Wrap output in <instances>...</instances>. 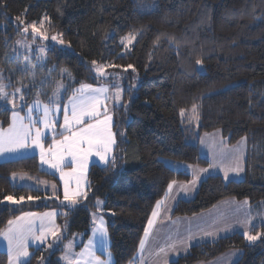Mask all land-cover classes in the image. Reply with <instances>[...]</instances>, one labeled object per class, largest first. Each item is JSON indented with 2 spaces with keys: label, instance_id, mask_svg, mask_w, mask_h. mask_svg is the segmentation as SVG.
<instances>
[{
  "label": "trees",
  "instance_id": "1",
  "mask_svg": "<svg viewBox=\"0 0 264 264\" xmlns=\"http://www.w3.org/2000/svg\"><path fill=\"white\" fill-rule=\"evenodd\" d=\"M141 3L152 11H141ZM42 19L69 48L53 46L44 62L32 57L22 64L25 57L13 51V42L22 26ZM128 35L135 37L130 48L120 41ZM93 61L107 71L117 69L123 79L122 101L111 109L115 165L90 166L87 199L80 198L70 211L61 203L58 177L42 170L37 156L0 162V232L21 212L53 208L58 224H65V238L82 233L85 240L90 211L102 199L113 264H129L168 185L191 178L164 159L206 166L199 139L213 130L229 144L247 139L246 175L228 181L219 174L206 177L193 198L176 203L172 215H193L227 198L246 199L263 210L264 0H0V75L8 91L25 86L27 104L38 94L46 100L62 78L69 82L66 97L82 83L112 84L111 78L96 76ZM129 65L140 78L136 88L125 72ZM193 106L198 120L181 114ZM11 114L12 108L0 102V126L9 125ZM15 173L45 178L58 189L14 185ZM6 196L26 201L13 207L2 203ZM248 233L259 238L248 241L234 232L195 244L169 264L207 262L235 249L242 254L233 264H264V219ZM59 251L32 248L30 264H60ZM7 260L0 249V264Z\"/></svg>",
  "mask_w": 264,
  "mask_h": 264
},
{
  "label": "crops",
  "instance_id": "2",
  "mask_svg": "<svg viewBox=\"0 0 264 264\" xmlns=\"http://www.w3.org/2000/svg\"><path fill=\"white\" fill-rule=\"evenodd\" d=\"M82 84H90L94 88L104 87L108 89V92L106 94L108 96V99L104 100L103 97H101V99L103 100V104L98 109L100 112L98 119L100 120L104 119L105 108L107 109L108 114L112 115L111 109L115 104L114 102L115 95L113 91L114 86L110 83H98V84L82 83ZM80 85H78L75 89L79 88ZM74 90L61 102L60 110L58 112L54 110L53 106L49 107L50 109H53L52 111H50L49 116L47 117L48 121L50 122L49 128L42 129L43 125L39 122L40 120H42L41 119L42 112L38 110L39 106L38 107L33 106V113H32V118L38 121L35 127L32 128L33 135L35 134L36 128H39L41 132L44 133L41 143L44 147L47 159L54 160L59 158L60 155H63L64 159L61 164V167L64 173H71L73 172V169L77 167L75 163L71 162L72 157L70 155H68L62 149L57 148L58 142L62 141L65 136L71 135L70 132L65 131L61 126L64 123L65 106L69 110L68 114H69V118L71 119L72 101H70L69 98L73 97L74 95L77 98L80 96V93H75ZM76 102L79 103V100L77 99ZM41 105L40 108L42 109ZM27 114H28L27 108L24 109V111L21 110V113L19 114L21 117H25V119L23 120L24 125L29 124V120L27 119ZM85 121L87 123L96 122L95 120H88L87 117H85ZM11 124H12V114L9 125L5 127L0 126V130L6 131L7 129H9ZM84 126H86V124H81V125L74 124L72 126V132L79 131L80 128ZM111 132L113 133V139L115 140L114 117L111 124ZM241 139H239L237 142H241ZM237 142L234 144H237ZM216 143L221 145L219 147H224V148H227L226 146L229 144L226 138L222 135V132L220 130H213L210 132L203 133L199 139V152L201 156L208 159L207 158L208 150H206V148L209 146L210 149H213L214 147L217 146ZM234 144H230V145H234ZM241 145L245 146L243 161L246 164L247 139L245 141H242ZM114 148H115V144L112 145L111 152L109 153V158L113 157ZM33 155L38 157L39 165L42 170L55 174L58 177L60 187L62 190L61 203L67 206L69 202L64 200V181L60 178V172L50 168L48 164L41 163L39 148L30 145L27 150H21L17 153L0 155V162L33 156ZM209 163L210 162H208L206 166H208ZM92 164L105 166L103 162L99 160V157L93 154L92 156L89 157L87 161V165L82 173L77 171L75 175L67 177L69 179L70 188L75 189L77 186V181H79L83 190L86 191L88 187V172ZM194 166L206 167L200 165H194ZM185 170L188 171L187 169ZM244 171L246 175V166ZM198 172L201 173L202 171H198ZM244 177L245 176H243V178ZM243 178H238V179L234 178V179L240 180ZM191 179H192V175L189 181H175V184L173 185V190L171 192H169L167 188L165 195L159 200V201H164L167 211L165 210V208L161 209V215L155 220L153 227L149 230L148 237H145V231H144V234L141 239V240H145L143 251H141V245H139L134 261L129 264H169L171 261L177 259L180 255L186 253L191 248V246L195 244L216 240L220 237L232 234L234 232H241V233H244L245 231L248 232L253 225L257 224L256 222H261L262 219H264L263 218L264 214L260 213V211L255 209V207L248 200L246 199L238 200L235 198L223 199L217 202L216 204H214L209 209L193 215L173 216L172 211L176 203L181 199L193 198L197 192L198 189L196 188L197 185H195L194 187L193 186L190 187V189L188 188L189 186L188 182H190ZM55 185L57 190L58 185L56 183ZM181 185L185 186L188 189V191L185 192L181 187H179ZM245 201H247V203H245ZM100 210L102 209L100 208ZM51 212H55L58 214V210L53 208H49L42 211L28 210L21 212L20 214L15 216L11 221H17V218L23 217L25 213H34L35 217H26L24 220L18 221V225L26 229L28 227L29 222H31L33 228L39 229L40 226L39 224L42 223L41 218H43V224H44L45 222H47V217L45 216V214ZM99 215L101 216L100 218L103 219L104 228H106L107 230V236L105 238L104 246H101L100 244V236L98 233L96 236H93L94 229L100 223ZM99 215L96 219L95 224H92L89 236L85 240H83V238L81 237L80 239L82 240L77 242V244L75 243L76 244L74 250V253L76 254L75 259H77L79 257V254L85 250V247L89 244L90 240H92L93 244L95 245V247L91 249L95 257H98L100 260H104V261L108 259L107 253L108 252L111 253V251H110V238L107 229V222L102 212H99ZM33 219H36L38 222H33ZM50 220L54 221L55 227L58 228L57 215L48 218V222ZM16 226L17 225L15 224L10 226L8 223V225L1 232H8L10 227H16ZM147 227H148V222L146 228ZM205 232H211L213 234L205 235L204 234ZM37 233H39V231ZM189 236L193 237V239L190 241L188 240ZM180 241H183V244L179 243ZM172 242L177 243L176 250H172L168 248V244ZM185 246H187L186 250H185ZM33 247H36V245H33L32 248ZM160 248H165V252L167 254L161 253L159 251ZM0 249L4 251H8L6 245L3 244V242L1 241H0ZM241 254L242 252L240 250H236V249L229 250L210 261L201 262L198 264H232L241 257ZM111 256H112V264H113L112 253ZM87 259L89 258L85 257L84 260H81L80 264H86Z\"/></svg>",
  "mask_w": 264,
  "mask_h": 264
},
{
  "label": "snow or ice",
  "instance_id": "3",
  "mask_svg": "<svg viewBox=\"0 0 264 264\" xmlns=\"http://www.w3.org/2000/svg\"><path fill=\"white\" fill-rule=\"evenodd\" d=\"M141 11H152L151 8H148L146 5L141 3L140 5ZM23 21H21V24ZM43 23V22H42ZM32 28L33 38H36L37 29L35 25L30 26ZM24 33L28 32V27L23 28ZM47 39V37H42ZM52 40H56L57 37L53 36ZM131 39H135L133 36ZM19 43V42H18ZM60 43H63L61 40ZM41 52H44V49H40ZM201 62L197 60V64ZM96 62L93 61V65ZM129 68L132 66L129 65ZM97 74L100 76L104 75L103 66H98L93 69ZM3 80L2 75H0V81ZM63 84H58L57 91L53 93V97L49 98L50 104L54 106L55 111L60 110V105L56 102L55 97L58 95V90L60 88H64ZM7 85L0 82V101L6 102V104L12 105V124L6 131L0 130V155L4 154H11L17 153L21 150H27L29 146H34L40 149V160L42 164H48L50 168L55 169L60 172V178L64 181V200L68 201L69 204L67 207L70 211L75 209V206L79 203L78 198L87 199V192L83 190L79 181H77V186L75 189L70 188L69 179L67 177L73 176L76 174L77 171L83 172L84 168L87 165V161L90 156L95 154L99 157V160L103 162L104 165L112 164L115 165V157L109 158V153L111 152L112 145L115 144V140L113 139V133L111 132V124L113 117L112 115L108 114L107 109H104V119H98L100 112L99 107L103 104V97L104 100L108 99L106 95L108 92L107 88L104 87H97L94 88L90 84H81L79 88L75 89V93H80V96L77 98L75 95L70 97V101H72L71 106V119L69 118V110L65 106L64 108V123L61 126L65 131L71 133V135L65 136L64 139L57 143V148L62 149L68 155L72 157V163H75L77 167L73 169L71 173H64L61 167L63 162V155H60L59 158L50 160L46 158V153L44 147L41 143L42 137L44 133L41 132L39 128H36L35 134L32 133V128L35 127L37 120L32 118L33 113V106L28 105L27 101H25L24 96L22 94L21 88H16L15 92L9 94L6 91ZM66 90V88H65ZM19 94V95H18ZM11 95V99L9 96ZM19 99L21 101V110L27 106L28 107V114L27 119L29 120L28 125L23 124V120L25 117H21L19 113L15 110L16 104L15 100ZM77 99L79 103H77ZM116 101L119 102V94H116ZM33 104L38 107L40 105V101L36 100ZM53 109L49 108L48 104L43 105V116L44 119L40 120L39 122L44 125V128H49V121L47 117L49 116L50 111ZM193 112H195V106H193ZM183 115V110L181 112ZM85 117L88 120H95V123H87L85 121ZM81 125L86 124V126L81 127L79 131L72 132L73 125ZM245 138H242V141ZM201 171H207V169H202ZM231 171L235 172L237 175L239 172L243 171V168L237 166L232 168ZM224 178L227 180L229 179L228 172H225ZM175 181L168 185V190L171 192L173 190V185ZM193 187L195 186V180L192 182ZM53 191L56 190V185L53 184L52 186ZM181 187L185 192L188 189L181 185ZM5 199L13 204H19L24 200V197L21 196L19 200L14 199L13 196H6ZM29 200L32 197H28ZM247 203V201H245ZM100 201H97V206H99ZM167 208L164 204V201H158L156 207L153 209L151 213V217L148 220V227L145 229V237L149 236V230L153 227L155 220L161 215V209ZM57 215L55 212L46 213L45 216L48 218L54 217ZM26 217H35L34 213H25L23 217H18L17 221H9V225H17L16 227H10L7 233H0L3 235L4 238L8 242V255H9V264H30V253L28 252V243L27 241L29 238L33 240V242H40L43 243L47 236L50 234L56 239H59L57 236V232L59 231L58 228L55 227L54 221H49V227L46 229L45 225L43 224V218H41L42 223L39 229L40 234L36 235L35 230L32 226V223L29 222L28 227L25 229L22 226L18 225V221L24 220ZM97 233L100 236V244L104 246L105 238L107 236V230L104 228L103 219L100 218L99 225L94 229L93 236H96ZM205 235H212L211 232H205ZM244 236L248 241H255L259 238L258 235H250L247 231L244 232ZM193 237L189 236L188 240H192ZM179 243L183 244V241ZM145 244V240H141V251H143ZM51 246V245H49ZM95 245L93 241L90 240L89 244L85 247V250L79 254V257L76 259L75 264H80L81 260H84L85 257H88L86 264H112V256L111 253L108 252V259L106 261L100 260L98 257H95L94 253L91 251ZM185 246V250H186ZM71 248L72 243L65 245L66 255L63 259L67 260L69 264H73L71 259ZM168 248L172 250L177 249V243L172 242L168 244ZM161 253H165V248H160L159 250Z\"/></svg>",
  "mask_w": 264,
  "mask_h": 264
},
{
  "label": "rangeland",
  "instance_id": "4",
  "mask_svg": "<svg viewBox=\"0 0 264 264\" xmlns=\"http://www.w3.org/2000/svg\"><path fill=\"white\" fill-rule=\"evenodd\" d=\"M46 21L47 20L42 19L39 23H31L29 25L22 26L20 28L22 34L15 39V41L13 42V45H12V49L15 53L21 54L25 57V59H23L22 64H28L30 62V60L32 59V57L35 58L34 61L44 62L46 60V57H47V50L53 46H58V47H62V48H69V45L62 39L61 36L58 35V33L50 31L48 29ZM33 24L35 25V27L37 29V34H36L35 39L33 38L32 28L30 27ZM24 27H28L27 33H24V31H23ZM53 36L57 37V39L55 41L51 39ZM42 37H47V39H44ZM132 37H133L132 35H128V36H125L123 38H120V41L125 45L126 48H130L131 44L134 41V39H131ZM61 40L63 41V43H60ZM40 49H44L45 51L41 52ZM98 66H102V65L101 64H95V65H93V69L95 67H98ZM103 71H104V75L102 76V78L103 77L108 78V79L111 78L113 81L112 85L114 86L113 91H114V95H115L114 102H115V104H118L122 101L123 90H124L123 89V83H122L123 79L121 76H119L120 72L117 71V69H112V70L107 71L104 67H103ZM125 72L130 73L131 80L133 81V82H131L130 86L133 88H136L140 83V78H139L138 73L132 67L130 68V70H126ZM94 73L96 74V76H100L95 71H94ZM20 81H22V80H20ZM2 83L7 85V83L4 81H2ZM58 84H63L65 86L64 88H60L58 90V95L55 97L56 102L60 105L61 102L65 99L67 89L69 87L68 80L63 79V78L55 81V85H54L53 89H51V91L46 95V100H43L41 97H39L40 95L38 94L28 104L31 106H35L33 104V102L36 100L40 101V103L42 104V105L40 104L42 106V109L40 108V105H39L38 110L42 112V115H41L42 120L44 119L43 105L48 104L49 107L53 106L52 104H50L49 98L53 97V93L55 91H57ZM30 85H36V83H30ZM23 87H25V86L21 83V84L15 85V88H13L12 90H10V91L6 90V91L10 92V94H11V93L15 92L16 88H21V90L23 92ZM65 88H66V90H65ZM36 90H37V88H36ZM116 94H119V102L118 103L116 101ZM9 97H11V95ZM0 102H3V101H0ZM5 104H6V102H5ZM15 104H16L15 110L18 113L19 112L21 113V107H20L21 101L19 99H16ZM7 105L12 108L11 104H7ZM26 108L28 109V107L25 106L22 111H24V109H26ZM194 113L195 112H193V110H192L191 112H183V115L187 114V117H190L191 119L198 120V116L195 115ZM42 129H44V125L42 126ZM243 138H245V137H243ZM245 140H246V138L243 139V141H245ZM241 144H242V139H241V142H237V144H234V145L228 144L226 146L227 148L219 147V146H221L220 144H217V146L214 147L213 149H210V147L208 146L206 148V150H208L207 158H208L210 163L206 167H197V166H194L192 164L174 161L171 159H164V160H165L166 164L169 165L170 167H172L173 169H176V170L187 169L190 172V174L192 175L191 181L188 182V185H189L188 188L190 189V187L193 186L192 182L194 180H195V185H197L196 188H198L200 182L204 178H206L207 176H210V175L220 174L224 178L225 172L227 171L229 179H231V178L238 179V178H243V176H245L244 169H245L246 164L243 161L245 146L244 145L242 146ZM237 166L243 168V171L239 172L238 175L235 172L231 171L232 168H235ZM202 169H207V171H202L201 173H199L198 171H201ZM229 179H227V181ZM10 181L14 185L28 186V187H33V188H38L41 190H47L50 192H54L51 186L55 183L50 181V180H47L45 178L32 177V176H29V175L23 174V173H15V174H12L10 176ZM13 197L16 200H19L17 197H15V196H13ZM25 201H26V199L24 198V200L22 202H25ZM97 201H100L99 206H97ZM97 201L95 203L96 208H94L90 211L91 224H95L96 219L99 215V212L102 211V210H100V208H103V206H104V202L102 199H98ZM2 203L11 205L13 207L18 206L20 204V203L19 204L10 203L5 198L3 199ZM260 213L264 214V208H263V210H260ZM100 217L101 216L99 215V219H100ZM33 222H38V221L36 219H33ZM256 223L258 224L259 222H256ZM39 225L41 226V223ZM44 225H45L46 229L50 226L49 222H48V217H47V222H45ZM40 226H39V229H40ZM96 226H97V224H96ZM91 227H92V225H91ZM58 228H59V231L61 232V233L57 232V236L59 237V239H56L55 237H53L50 234L47 236L46 240L43 243L33 242V240L31 238H29L27 243H28V252L30 253V257L32 255V246L36 245V247H33L34 249L44 248L47 250V254L53 252L54 250H60L56 255V259L59 261L60 264H69V262L67 260L63 259V257H65V255H66L65 245H67V244H69V242H71L72 243L71 259L73 261V264H75L76 254L74 253V250H75L77 242L82 240L80 238L82 237L83 234L82 233L81 234L80 233H74L72 235H69L67 238H65V232H66L65 224L63 225V227H61L60 224H58ZM39 229L34 228L36 235L40 234V232L37 233L39 231ZM0 233H7V232H0ZM0 241L3 242V244H5L6 247L8 248V242L4 238L3 235H0ZM49 245H51V246H49ZM6 252L8 254V251H6ZM46 257H47V255H45V258ZM7 264H9V255H8ZM40 264H45V262L41 261Z\"/></svg>",
  "mask_w": 264,
  "mask_h": 264
}]
</instances>
